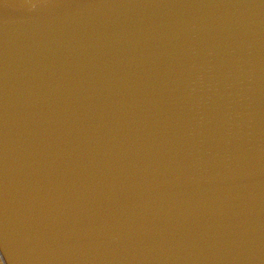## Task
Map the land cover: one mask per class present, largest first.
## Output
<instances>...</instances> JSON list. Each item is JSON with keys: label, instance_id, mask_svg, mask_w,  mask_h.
Instances as JSON below:
<instances>
[{"label": "water", "instance_id": "1", "mask_svg": "<svg viewBox=\"0 0 264 264\" xmlns=\"http://www.w3.org/2000/svg\"><path fill=\"white\" fill-rule=\"evenodd\" d=\"M0 264H264V0H0Z\"/></svg>", "mask_w": 264, "mask_h": 264}]
</instances>
